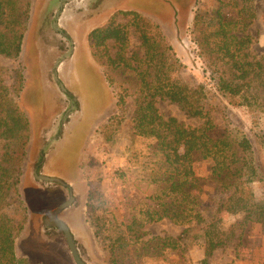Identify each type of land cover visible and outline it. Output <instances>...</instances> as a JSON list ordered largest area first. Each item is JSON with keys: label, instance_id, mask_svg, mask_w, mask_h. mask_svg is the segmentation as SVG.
Masks as SVG:
<instances>
[{"label": "rangeland", "instance_id": "rangeland-1", "mask_svg": "<svg viewBox=\"0 0 264 264\" xmlns=\"http://www.w3.org/2000/svg\"><path fill=\"white\" fill-rule=\"evenodd\" d=\"M61 1L31 0L18 58L0 55L1 67L9 73L14 68L20 69L24 78L16 102L29 119L30 138L19 194L4 208L17 220L24 218L23 229L15 240V253L33 264H75L62 232L44 226L45 214L65 201L68 194L58 185L39 182L33 177L41 147L51 136L54 122L70 104L53 80L54 63L71 50L69 39L51 26ZM252 4L254 15L247 25L252 37L250 57L264 58V0H254ZM240 6L241 3L238 7L220 8L216 0L63 1L62 9L65 8L67 15L59 19V25L69 33L73 49L60 63L58 77L76 98L77 111L66 118L61 139L46 155L41 172L60 177L72 186L74 203L59 217L71 227L79 254L86 263L264 264V229L259 222L241 224V212L217 213L213 230L226 237L227 242L208 257L204 255L199 227L192 229L184 240L175 242L185 226L168 218L142 226L131 225L133 220L139 217L141 220V210L157 203L151 197L165 184V165L155 151L154 139L133 134L130 121L133 106H128L124 115L116 108L117 91L136 85L138 78L119 65L107 71L110 81L107 80V69L92 57L87 36L117 11H135L157 24L177 60L168 68L169 75L187 82H201L214 92L209 105L216 106L223 114L216 117L217 124L209 134L216 137L224 130L233 135L245 134L253 145L256 161L262 166L264 112L227 103L212 87L208 61L201 55L199 45L206 38L216 64L227 65L229 56L222 49V37L213 32L220 16L236 19ZM117 20L124 22L126 18L118 15ZM129 27L125 34L128 45L125 55L134 51L143 54L144 48L139 47L134 28ZM106 43L109 54L114 55L117 45L112 39ZM156 106L164 117L173 116L186 125H198L196 119L167 99H158ZM115 114L118 116L113 129L103 131ZM110 130L111 138L105 141L103 133ZM195 159L192 167L201 179V190L194 189L192 195L199 201V208L212 210L224 191L220 183L208 176L211 161ZM261 170L264 177L263 167ZM244 187L256 200L264 201V179L247 182Z\"/></svg>", "mask_w": 264, "mask_h": 264}, {"label": "trees", "instance_id": "trees-1", "mask_svg": "<svg viewBox=\"0 0 264 264\" xmlns=\"http://www.w3.org/2000/svg\"><path fill=\"white\" fill-rule=\"evenodd\" d=\"M216 1L220 8L238 7L240 3L241 6L236 19L226 20L220 16L213 32L222 37V49L229 56L227 65L216 64L214 51L206 38L199 42L201 55L208 61L212 87L229 104L264 112V58L250 57L252 37L247 31L249 19L254 15V0ZM30 7L31 0H0V55L18 58ZM118 15L126 21L116 22ZM129 26L134 28L139 47L144 48L143 54L134 51L125 55L128 46L125 34ZM108 39L117 45L114 55L108 52ZM88 40L92 57L107 69V80L110 81L107 71L119 65L138 78L136 85L117 91L116 108L124 115L127 107L133 106L130 117L133 134L154 139L155 151L165 165V184L151 197L157 203L141 210V220L139 217L131 225L142 226L168 218L185 226L175 242L184 240L192 229L199 227L205 257L227 242L226 237L213 230L220 211L241 212V224L259 222L264 229V201L256 200L244 187L247 182L264 179L261 170V167L264 169V151L261 166L245 134L233 135L227 130L216 137L209 134L217 124L216 117L223 114L216 106L209 105L214 92L201 82H187L169 75L168 68L177 60L159 26L135 11H117L91 30ZM10 72L0 66V264H33L27 257L15 253V240L23 229L24 218L17 220L4 208L19 194L20 174L30 138L29 119L16 102L23 89V74L16 68ZM158 99L176 104L188 117L196 119L198 125H186L173 116L164 117L156 106ZM117 116L109 118L103 131L113 129ZM111 134V130L103 133L105 141L110 140ZM195 158L211 161L208 176L220 183L224 191L209 212L199 208V201L192 195L194 189L201 190V179L192 167ZM93 232L98 237L99 232Z\"/></svg>", "mask_w": 264, "mask_h": 264}, {"label": "water", "instance_id": "water-1", "mask_svg": "<svg viewBox=\"0 0 264 264\" xmlns=\"http://www.w3.org/2000/svg\"><path fill=\"white\" fill-rule=\"evenodd\" d=\"M64 1V0H63ZM61 1L59 3V9L56 11L55 15L52 18L51 26L52 28L58 32L61 36L64 38L69 39V44L71 46V50L67 53H64L60 58L56 60L53 66V80L55 83L58 84L59 90L63 94L65 98H67L70 101V104L65 112H63L60 116V118L54 122L52 126V133L51 136L47 139L45 144L41 147L38 160L36 163V166L33 170V177L36 181L47 183V184H55L60 187H62L68 194V197L65 201H63L60 205L55 207L53 210H50L47 212L44 216V226L48 229H57L60 230L65 238L67 247L70 251V254L72 256V259L75 264H88L86 263L82 257L79 254V250L77 248L75 238L73 236V233L71 232L69 226L67 223L62 220L59 217V214L69 208L73 205L75 196L73 193L72 186L64 181L62 178L52 175H46L41 172V168L44 164L46 155L48 152L59 143L61 139L62 130L65 124L66 118H68L70 115L74 114L77 111V100L71 94V92L66 88V86L61 82V80L58 77V69L60 66V63L71 54V51L73 49V41L69 37V33L65 30H63L59 25V15L62 11V3Z\"/></svg>", "mask_w": 264, "mask_h": 264}, {"label": "crops", "instance_id": "crops-1", "mask_svg": "<svg viewBox=\"0 0 264 264\" xmlns=\"http://www.w3.org/2000/svg\"><path fill=\"white\" fill-rule=\"evenodd\" d=\"M66 15H67V12H66V10H65V8L63 7V9H62V11H61V14L59 15L60 17H59V19H64L65 17H66ZM88 34H89V32H88ZM88 34H87V36H88ZM68 183V182H67ZM71 207V206H70ZM69 207V208H70ZM68 209V208H67ZM65 211V210H64ZM67 225H68V223H67ZM69 226V225H68ZM69 228H70V230H71V232L73 233V231H72V229H71V227L69 226ZM73 236H74V234H73ZM75 238V237H74Z\"/></svg>", "mask_w": 264, "mask_h": 264}]
</instances>
